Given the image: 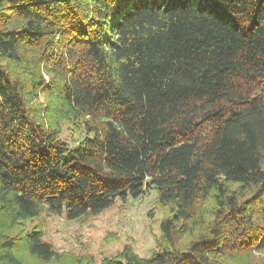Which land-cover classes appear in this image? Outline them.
Masks as SVG:
<instances>
[{"label":"trees","instance_id":"trees-1","mask_svg":"<svg viewBox=\"0 0 264 264\" xmlns=\"http://www.w3.org/2000/svg\"><path fill=\"white\" fill-rule=\"evenodd\" d=\"M151 190L144 257L26 229ZM0 264H264V0H0Z\"/></svg>","mask_w":264,"mask_h":264},{"label":"rangeland","instance_id":"rangeland-1","mask_svg":"<svg viewBox=\"0 0 264 264\" xmlns=\"http://www.w3.org/2000/svg\"><path fill=\"white\" fill-rule=\"evenodd\" d=\"M62 138L69 140V132L62 126ZM154 192L125 201L116 200L114 204L96 216L84 219L67 220L61 215L51 214L32 219L26 224L29 231L33 225L43 232L44 240L53 244L58 251H74L86 248L95 263L101 258L114 254L128 244L139 256H147L155 246L159 235L161 210L155 208Z\"/></svg>","mask_w":264,"mask_h":264}]
</instances>
